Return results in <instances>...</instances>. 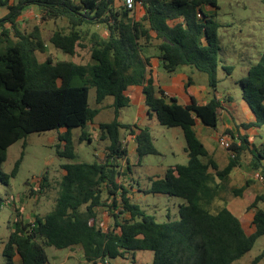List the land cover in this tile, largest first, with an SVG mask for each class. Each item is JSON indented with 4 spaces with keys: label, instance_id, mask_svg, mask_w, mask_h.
<instances>
[{
    "label": "trees",
    "instance_id": "trees-1",
    "mask_svg": "<svg viewBox=\"0 0 264 264\" xmlns=\"http://www.w3.org/2000/svg\"><path fill=\"white\" fill-rule=\"evenodd\" d=\"M143 14L116 5L115 0H0L7 12L0 16V181L15 176L22 156L10 173L2 171L8 148L31 132L57 131L56 153L75 159L73 129H82L79 140H89L88 125L111 96L114 117L100 122L99 138L107 141L104 156L92 162L62 164L63 175L53 209L35 212L26 220L16 208L18 218L3 248L6 264H46V247L81 250L91 264H112L111 259H128L139 250L153 252L152 264H232L252 249L264 234V194L250 201L254 210L252 231H246L240 216L227 205L216 203L227 191L225 182L241 160L248 158L251 168L264 180V143L251 145L248 134H231L233 141L225 167L220 168L196 131V119L206 126L218 125L222 104L217 98L220 82L218 0H136ZM215 11L206 12L204 6ZM28 6H36L41 20L63 19L67 30L52 31L49 41L75 55L87 49L91 60L40 61L36 52L45 53L47 44L41 27L22 29L19 18ZM104 27V32L98 28ZM161 40L155 49L168 72L188 65L206 73L213 96L205 104L192 100L182 104L175 96L155 86L148 78L150 56L144 47ZM230 74L233 65H222ZM191 82V80L189 81ZM239 83L242 98L252 109L255 120L240 127L264 125V54L250 65ZM142 85L148 115H155L167 127L182 128L188 160L169 166L162 176L151 177L145 194H164L183 199L178 217L158 220L130 195L122 174L129 167V150L121 130L135 136L136 151L158 153L148 126L124 124L120 109L131 103L130 86ZM95 89L96 106L90 105ZM137 131V132H135ZM45 180L47 178L45 177ZM246 185L233 189L242 195ZM45 184H40L42 193ZM226 199V198H225ZM0 197V206L2 205ZM107 207L112 218L102 226L99 213ZM213 207L216 209H213ZM18 258V259H17ZM264 259V248L250 264ZM134 262V260H133Z\"/></svg>",
    "mask_w": 264,
    "mask_h": 264
},
{
    "label": "rangeland",
    "instance_id": "rangeland-1",
    "mask_svg": "<svg viewBox=\"0 0 264 264\" xmlns=\"http://www.w3.org/2000/svg\"><path fill=\"white\" fill-rule=\"evenodd\" d=\"M118 2L122 5V0H118ZM217 3V19L223 24L219 30V43L222 52L220 53L221 65L218 73L221 78H224L220 79L218 90L228 94L227 86L232 83L222 65H233L234 70L231 75L237 79L244 75L243 70L250 63L257 62L260 56L264 54V0H218ZM19 21L21 28L26 30H31L36 24L40 25L47 44L45 53L36 52L40 61H44L47 56H51L55 60H73L77 62H89L91 60L87 49L81 48L80 53L73 56L57 48L49 41L53 30L58 28L67 30L65 20H41L40 16L31 7H27ZM98 28L103 32L105 30L103 26ZM195 78L198 81H200V78L206 80L207 75L197 70ZM238 86L237 88H231L233 95H240L241 89ZM112 99L111 96H108L104 100L103 108L94 118V123L113 119L114 109L110 104L108 105ZM90 105L96 106L94 88L90 90ZM138 114L137 105L130 103L120 109L119 118L124 124L137 122L142 127L144 126L141 125L142 116H138ZM152 120H154V117L151 118ZM88 130L92 140L80 141L79 135L82 129L80 127L73 129L75 150L77 152L75 159L61 157L56 153V130L31 132L8 148L7 159L1 166L2 171L10 173L16 161L21 156L22 159L16 175L10 177L7 183L0 181V197L2 198V205L0 206V264H6L3 248L18 218L16 208L21 211L22 217L26 220L32 219L35 212L44 214L50 211L55 205L59 182L63 175L62 164L75 161L92 162L98 159V155L104 156L106 141L99 138V132L94 131V126ZM150 131L159 152L147 154L140 158L136 152L130 151L128 155L130 169L125 166L122 181H124L125 187L130 190V195L134 201L140 203L149 213L155 214L158 220H167L169 215L171 218H177L178 204L183 199L164 194H145L143 191L140 193L139 190L145 189L149 185L152 176H162L169 166L187 162L184 153L186 146L184 133L179 126L167 127L160 123H155ZM259 131L264 138V125ZM131 150L134 151L133 148ZM223 152L227 153L226 149H223ZM123 164L126 165L125 162ZM45 177L47 180H45ZM234 177L232 176L225 182L229 189L242 183L238 177ZM41 183L45 184L46 187L43 188L42 193H39L36 190L40 189ZM258 190L261 191V189ZM256 191L257 188L253 185L244 194L235 196L230 189L223 193L226 199L220 197L216 201L219 207L230 203L235 213L240 214L242 223L249 233L252 231V213L249 214L248 212L252 209L248 211L249 208H246V205L253 199L255 193H258ZM260 204L264 205V202L260 201ZM107 209V207L99 209L102 226L105 228L112 221L110 212ZM213 209H216V207H213ZM263 248L264 234L256 240L250 251L232 264H250ZM46 252L48 254L46 264H91L85 259L81 250L73 251L69 248L58 249L48 246ZM110 261L112 264H152L153 252L139 250L136 252L134 259L129 256L128 259L119 258ZM259 264H264V259Z\"/></svg>",
    "mask_w": 264,
    "mask_h": 264
},
{
    "label": "crops",
    "instance_id": "crops-1",
    "mask_svg": "<svg viewBox=\"0 0 264 264\" xmlns=\"http://www.w3.org/2000/svg\"><path fill=\"white\" fill-rule=\"evenodd\" d=\"M115 3L118 6L120 5L118 0H115ZM122 4H123V0H122ZM28 7H31L33 11L37 13L38 16H40V12L36 6H28ZM203 8L206 12H209V13H212L215 11V9L209 5H205ZM6 12H7L6 7L0 8V16H3L4 14H6ZM134 13L137 17H139L143 14V10L138 5L136 9H134ZM19 24H21L20 21H19ZM36 25H39V24H36ZM160 41L161 40L153 39L150 43H146L144 47L145 54L150 56V59H149L150 66L148 68L149 70L148 78H151L153 80V83L155 84V86H158L164 89V91L169 96L177 97L179 102L184 105L190 104L192 100H195L198 104L207 103L213 96L211 87L208 83V77L206 78V80H204V78H200V81H198L195 78L197 70L188 65L180 66L175 72H172V73L168 72L163 67L162 60L160 59L158 55L159 53L155 49V47L158 45ZM80 51H81V48H78L75 55H78ZM221 52H222V49H221ZM251 64L252 63H250V65ZM250 65L247 66V68L243 70L244 75H242L241 77H238L237 79H235L234 76L231 75L234 69L232 70L230 74H227L232 83L227 86L229 90L228 94L223 93L220 90H218L217 98L220 100L222 104V109L220 110L218 125L215 128L209 127V126H206L199 118L196 119L195 127L198 133V136L203 141L209 153L213 156L214 160L217 162L220 168H223L226 166L229 160V156H230V151L227 148L221 146L218 142V136L220 134H223V133L227 134L230 142L233 141V137L231 136L229 132H231L235 136L234 138H237L239 134H248L251 145L260 146L262 143H264V138L262 137V133L259 131L261 127L260 128L251 127L249 129H244L240 127V125L244 122H252L255 120V115L252 109L250 108L248 103L242 98V89H241V84L239 83V80L243 76H245V74H247ZM218 76H219V79H224V78H221L219 73H218ZM190 80L191 82H189ZM237 86L240 87L241 93L240 95H233L231 92V88L232 87L237 88ZM126 93L131 98V104H135L138 107V112H139L138 116H142L141 125H144L142 127L148 126L151 130V127L155 123H159V122L155 115L153 116L148 115L146 104H145V94L143 91V86L142 85L130 86L127 89ZM112 101L110 102L112 103ZM110 102L108 103V105L111 104ZM152 117H154V120L151 121ZM147 119L148 121H146ZM99 123H94V122L90 123L88 125V129L94 126V129H95L94 131L97 133L98 132L100 133ZM121 138H122V141L127 145L129 152L131 151V152L137 153L136 151L137 145L135 142V136L133 134H130L129 131L122 129ZM131 148H133L134 151L131 150ZM223 149H226L227 153H224ZM184 153L188 160V154L185 148H184ZM125 166L127 167V165H124L123 167L124 170L126 169ZM257 174L258 173L255 172L249 165V159L248 158L242 159L240 165L236 166L228 176V179H230L232 176H235L234 178L238 177L240 179V182L242 183L239 186L231 187L230 188L231 191L233 192L234 188L246 185L249 182L250 185L245 189L244 193L251 186L255 185V187L257 188L256 192H258V193H255V195L264 194L263 192L264 191V180L259 178ZM230 189L227 187V191ZM258 189H261V191ZM139 192L142 193V191H139ZM234 201H237V200H234ZM249 204L250 202L246 205V208H248ZM226 205L229 209H231L235 213L234 209L231 208L230 203H226ZM258 206L264 207V205L260 203L258 204ZM248 211H250V209ZM248 213L249 214L252 213V219H253L254 210H251ZM235 214L240 216L239 213H235ZM119 258L120 257H118L117 259Z\"/></svg>",
    "mask_w": 264,
    "mask_h": 264
},
{
    "label": "built area",
    "instance_id": "built-area-1",
    "mask_svg": "<svg viewBox=\"0 0 264 264\" xmlns=\"http://www.w3.org/2000/svg\"><path fill=\"white\" fill-rule=\"evenodd\" d=\"M136 0H123V4L126 5L128 8L130 9H135V2ZM218 142L221 146L225 147V148H229L231 142L229 140V137L227 136V134L223 133V134H220L218 136ZM258 176V174H257Z\"/></svg>",
    "mask_w": 264,
    "mask_h": 264
}]
</instances>
